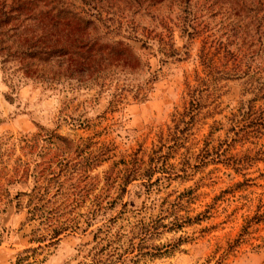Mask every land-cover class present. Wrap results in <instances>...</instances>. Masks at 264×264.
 Returning a JSON list of instances; mask_svg holds the SVG:
<instances>
[{
	"label": "rangeland",
	"instance_id": "374dc122",
	"mask_svg": "<svg viewBox=\"0 0 264 264\" xmlns=\"http://www.w3.org/2000/svg\"><path fill=\"white\" fill-rule=\"evenodd\" d=\"M210 2L197 3L206 14L197 35L172 21L165 41L174 56L142 49L139 68L103 60L78 71L53 60L32 77L14 73L10 85L0 69V264L43 245L30 241L37 224L26 220L28 198L20 196L33 187H45L47 207L69 205L54 215L59 223L78 226L26 254L34 264H264V132L234 138L251 80L207 75L198 58L222 70L225 23L214 8L205 13ZM192 89L199 109L189 119ZM159 150L171 180L149 187L131 175ZM158 217L166 227L134 259L133 226ZM173 217L180 226L170 231Z\"/></svg>",
	"mask_w": 264,
	"mask_h": 264
},
{
	"label": "trees",
	"instance_id": "16d2710c",
	"mask_svg": "<svg viewBox=\"0 0 264 264\" xmlns=\"http://www.w3.org/2000/svg\"><path fill=\"white\" fill-rule=\"evenodd\" d=\"M77 1L79 6L74 0H0V69L5 82L12 84L14 73L24 78L37 75L39 68L42 70L53 60H58L59 64L65 60L68 64L66 69L78 71L90 70L103 60L105 65L112 60H122L139 68V51L142 49L155 46L159 55L174 56V52L170 51L171 45L165 41L172 21L183 27L187 36H194L206 16L196 8L199 0ZM103 7L105 10H102ZM213 8L214 14L221 15L220 24L225 23L220 56L222 70L217 71L215 64L202 53L198 58L207 75L221 74L226 78L251 80L248 91L251 98L245 110L238 111L240 119L234 126L237 130L233 132L234 138L243 141L249 135L264 132V64H261L264 61V0H211L204 11L210 12ZM141 16L148 17L155 25L148 29L139 28L134 19ZM128 41L138 44V48L130 46ZM189 93L185 113L191 119V113L199 109V101L193 89ZM255 101H262L259 108L254 107ZM176 145L166 150L170 152ZM160 150L152 152L142 172L135 170L131 176L145 179L149 187L158 185L161 180H171L172 173H165L162 168L164 158L158 155ZM156 173L166 176L152 180ZM45 190V187L37 190L33 187L28 194H20L28 198L26 220L37 224V229L33 231L35 238L30 241L43 245L22 250L24 256L14 264H34V261L29 262L31 256L26 254L52 246L65 231L78 229L77 224L69 220L59 223L57 218L60 216L54 215L63 214L69 205L47 207L41 192ZM18 196L15 195V199ZM161 221L162 218L158 217L146 224L138 221L133 226L134 238L128 251L133 253L134 259L144 256L139 249L141 243L157 233L158 229L166 227ZM167 225L170 231L180 226L176 217Z\"/></svg>",
	"mask_w": 264,
	"mask_h": 264
}]
</instances>
